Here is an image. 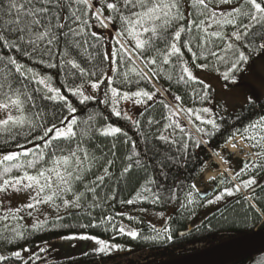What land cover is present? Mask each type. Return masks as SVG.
Here are the masks:
<instances>
[{
  "label": "snow or ice",
  "instance_id": "obj_1",
  "mask_svg": "<svg viewBox=\"0 0 264 264\" xmlns=\"http://www.w3.org/2000/svg\"><path fill=\"white\" fill-rule=\"evenodd\" d=\"M260 57L264 0H0V264H53L50 242L32 237L58 228H102L113 241L153 245L176 246L174 237L184 235L172 227L179 217L159 212L162 227H129L118 218L142 219L116 204L141 213L144 204H175L183 216L202 200L237 196L255 219L264 217L256 192L264 173V80L237 113L195 71L245 88ZM161 80L167 87L157 89ZM93 103L105 108L89 109ZM217 136L233 148L242 141L255 157L230 186L208 198L196 184L167 183L193 148ZM21 192L28 197L22 207H4L8 193ZM60 239L92 241L99 256L132 251L89 234Z\"/></svg>",
  "mask_w": 264,
  "mask_h": 264
},
{
  "label": "trees",
  "instance_id": "obj_2",
  "mask_svg": "<svg viewBox=\"0 0 264 264\" xmlns=\"http://www.w3.org/2000/svg\"><path fill=\"white\" fill-rule=\"evenodd\" d=\"M161 86L167 87V82L163 80L155 82V87L157 89H159ZM175 90L176 89L174 86L173 91ZM212 92L214 94L213 90ZM166 99L171 101L172 98L171 96H168L166 97ZM261 103H264V99H261ZM158 106L159 105H157V107ZM189 106L191 105L189 104ZM241 106H239L235 110V112H240ZM88 107L89 109L96 108L98 110H103L105 108L104 105H97L95 103L90 104ZM81 108H83V106H81ZM104 114L109 115V113L107 112H105ZM245 115L247 119H255L257 117V113L246 112ZM112 120L116 121V118L112 117ZM116 122L119 124L124 123L123 121ZM246 122L247 121H245V123ZM129 134L134 135L132 131H130ZM224 146L225 145L223 143V136H217L211 140L210 145L203 144L200 148H193L191 150V157L188 159L186 165L182 164L179 167L172 168L170 170V176L167 183L169 185L173 183H182L184 185L190 186L195 182V180L199 177L205 166L210 162V160L212 159V155H216L213 151V148H216L218 151H220ZM256 192L259 196H264V184L259 186L256 189ZM171 205L175 204L158 206L144 204L143 207L149 210H162L166 209L168 206ZM257 206L264 209V202L258 203ZM139 209L140 206H126L122 208L119 204L115 205V211L117 212H129ZM246 211L248 212V217L245 221ZM254 216V210L248 209L247 203L243 200H238L236 197L220 212L208 218L200 226L189 229L188 219L184 215L180 216V210L178 209L171 216L173 220L179 217L178 222L174 223L172 227L177 233H183L184 235L174 237L176 246L168 244H146L140 240H131L130 238H127L125 241H122L121 239L115 238L114 241L120 242L127 248L132 249L131 253H115L112 254L111 257L99 256L89 253V255L60 260H55L51 258L50 253H48V259L52 261L53 264H162L165 262L203 253L232 239L253 237L255 230H259L261 232L264 229V217L255 219ZM224 217H227V219H225ZM23 222L28 224L25 220ZM66 222L71 224L77 223L76 220L72 219H67ZM83 222L86 223L87 221L85 220ZM28 225L30 226V224ZM209 225H211L210 229L208 227ZM143 226L144 225L142 223L137 225V227L139 228H142ZM86 232L105 236L100 228H58L55 231L37 233L36 236L32 237V239L35 240L36 243H40L41 240H48L49 242H51L55 239H59L60 235H79ZM261 257H264V251L256 255L242 258L231 264H255V260Z\"/></svg>",
  "mask_w": 264,
  "mask_h": 264
},
{
  "label": "rangeland",
  "instance_id": "obj_3",
  "mask_svg": "<svg viewBox=\"0 0 264 264\" xmlns=\"http://www.w3.org/2000/svg\"><path fill=\"white\" fill-rule=\"evenodd\" d=\"M97 31L100 30L97 29ZM252 68L253 72L251 75H249L248 80L246 81L247 87L237 88L234 90L226 88L224 86L225 83L222 79H220L218 73L202 71L200 69H196L195 71L200 78L204 79L205 82L211 85V88L214 91L216 97V101H219V103L223 105L225 103V98H227L229 108L236 110L239 106L244 104V97L246 95L251 94L252 91H256L257 93H260L262 91L261 81L264 80V57L256 58V63L252 65ZM261 99H264V95L261 96ZM213 103H215V101ZM234 149L235 151L231 152L228 148V145H225L219 151L221 154L230 157V160L228 162L222 160L221 156L212 155V159L210 160V162L205 166L199 177L193 183L197 185L201 193H206L208 198H212L213 194L222 191L224 187L230 186L227 181L232 179L237 170H240L243 162L255 159V157L252 155V150L249 149L242 141L239 143V147ZM241 149H243V152H241ZM217 159L221 160L222 164L225 167V171H220L219 174L214 177H211L207 182H203L202 175L204 172L217 171L221 168V166L217 162ZM217 177L220 178V181L218 183H215L217 180L215 178ZM257 179L259 186L263 185L264 173H259L257 175ZM221 180H223L224 182L221 183ZM234 182L235 181H233V183ZM236 197L237 196L228 197L225 201H221L217 204L212 205L207 204L206 200H202L201 203L203 204V206H197L195 210L191 213V215H189L187 212L184 213V216L188 219L189 229L200 226L208 218L220 212ZM27 199V193L24 192L8 193L7 197L4 198L3 201L4 207H22L27 202ZM177 210L178 208L176 207V205H171L168 206L166 209L162 210L147 209V211L144 213H141L140 210H134L129 211L128 213L134 217H137L138 219H142V224L144 226L140 229L143 231L146 230L148 225H155L157 228L163 226L165 221L161 218V216L157 215L158 212L162 213L165 217H171ZM48 211H50V209ZM118 219H120L124 224L128 225L129 227H137V224L135 222H129L126 218ZM25 221L30 225L32 223V219L27 216L25 217ZM100 229L105 236H100L91 232H86L82 234L95 235L98 238L122 244L120 242L112 240L113 234L111 231L105 232L102 228ZM259 234L260 231L255 230L253 237H257ZM115 238L125 241L128 237L116 236ZM94 247H96V245L92 241H65L59 238L50 242L49 253L51 258L55 260L68 259L83 256L85 255V253H92V249Z\"/></svg>",
  "mask_w": 264,
  "mask_h": 264
},
{
  "label": "water",
  "instance_id": "obj_4",
  "mask_svg": "<svg viewBox=\"0 0 264 264\" xmlns=\"http://www.w3.org/2000/svg\"><path fill=\"white\" fill-rule=\"evenodd\" d=\"M220 180H216L218 183ZM264 251V229L257 237L236 238L190 257L162 264H231Z\"/></svg>",
  "mask_w": 264,
  "mask_h": 264
},
{
  "label": "bare ground",
  "instance_id": "obj_5",
  "mask_svg": "<svg viewBox=\"0 0 264 264\" xmlns=\"http://www.w3.org/2000/svg\"><path fill=\"white\" fill-rule=\"evenodd\" d=\"M228 148L231 152H234L235 149L229 144ZM217 162L219 163V165L221 166V168L217 171H206L203 173L202 175V180L203 182H207L211 177L216 176L217 174H219L220 171H225V167L222 164L221 160L217 159Z\"/></svg>",
  "mask_w": 264,
  "mask_h": 264
}]
</instances>
